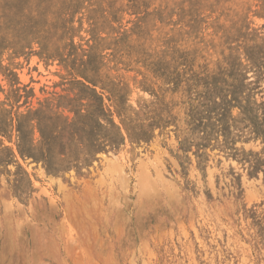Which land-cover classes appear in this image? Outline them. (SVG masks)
<instances>
[{"label": "rangeland", "instance_id": "374dc122", "mask_svg": "<svg viewBox=\"0 0 264 264\" xmlns=\"http://www.w3.org/2000/svg\"><path fill=\"white\" fill-rule=\"evenodd\" d=\"M0 264H264V0H0Z\"/></svg>", "mask_w": 264, "mask_h": 264}]
</instances>
